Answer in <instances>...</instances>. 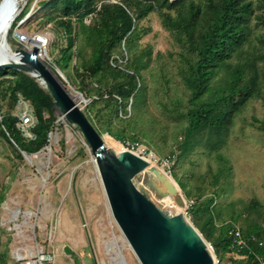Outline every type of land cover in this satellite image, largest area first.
<instances>
[{
	"label": "trees",
	"instance_id": "trees-1",
	"mask_svg": "<svg viewBox=\"0 0 264 264\" xmlns=\"http://www.w3.org/2000/svg\"><path fill=\"white\" fill-rule=\"evenodd\" d=\"M43 5L50 8L47 18L55 21L65 36L59 56L48 66L54 73L53 65L58 67L71 85L91 98L84 112L98 132L123 143L156 142L148 132H143L145 139L136 134V125L149 95L143 70L154 76L149 67L151 50L139 44L150 28L141 22L157 13L177 47L156 55L162 61L157 81L162 88L159 102L167 114L177 117L184 137L180 150L165 156L170 160L172 178L186 197L191 196L188 181L176 172L175 164L202 150L218 164L215 170L209 164L201 174L203 180L204 175L211 176L208 185L215 186L220 178L226 179L230 167L222 149L235 120L253 100L261 99L264 104V0H47ZM89 16L90 21H85ZM73 55L75 63L70 66ZM174 75L179 79L176 83ZM171 86L176 88L173 95ZM17 92L30 101L37 117L33 139L24 137L16 126ZM0 101V135L17 146L18 157L22 158L21 151L32 154L48 144L57 107L34 76L0 69ZM261 124L264 128V122ZM206 186L198 187L188 207L193 224L210 242L218 262L230 255L237 264H257L253 253L264 255L262 206L256 200L245 206L247 223L240 230L246 246L237 253L240 257L235 256L236 249L231 247L235 224L216 225L221 211L215 207L213 214L211 207L218 191L210 187L206 194ZM230 217L238 219L240 214ZM0 264H8L5 252L0 253Z\"/></svg>",
	"mask_w": 264,
	"mask_h": 264
},
{
	"label": "rangeland",
	"instance_id": "rangeland-1",
	"mask_svg": "<svg viewBox=\"0 0 264 264\" xmlns=\"http://www.w3.org/2000/svg\"><path fill=\"white\" fill-rule=\"evenodd\" d=\"M45 1L16 0L15 17L11 24V21L8 22L2 29L8 54L17 48L26 46L29 49L32 46L31 41L21 43L15 39V32L21 30L30 37L37 35L46 38V54L40 57L46 65L59 56L65 36L56 22L47 18L50 8L43 5ZM85 21L89 22L90 16ZM141 24L150 28L139 44L151 50L149 67L154 76L148 70H143L149 95L146 110L137 122L139 133L136 134L143 139L146 138L143 132L154 135L156 142L154 140L145 145L164 159L172 151L180 150L184 137L182 129L177 126V117L167 114L159 102L162 88L157 81L162 61L156 55L175 51L177 47L170 33L162 27L157 13H150ZM74 63L73 55L70 66ZM53 66L58 75L59 68ZM61 79L84 111L87 103L84 104L82 97L85 96L70 84L64 74ZM174 79L175 83L179 80L176 75ZM175 90L171 86L170 94L173 95ZM177 92L180 94L181 89L178 88ZM55 114L57 119L48 134V144L32 154L23 152L22 158L14 150L16 148L19 151L17 146L0 135V194H3V200L0 201V253H6L8 264H16L14 251L20 249L29 254L40 243L52 250L53 264L60 260L59 253L75 264H141L112 216L96 163L92 160L94 155L82 132L58 108ZM91 116L95 123L97 119L94 114ZM263 122L264 104L261 99H255L247 104L235 120L227 144L222 149L230 170L226 179L220 178L215 186L208 185L211 176L204 175V180L201 176L209 164L213 170L217 168L218 164L212 155L196 150L178 159L175 170L188 181L187 187L192 195L186 197L180 188L187 208H175L172 198L162 200L166 207L184 211L192 222L188 207L198 187L208 185L206 194L210 193V187L218 191L214 208L211 207L213 214L216 213L215 207L221 211L220 217L215 219L217 226L221 222H230L243 229L248 216L245 206L253 200L262 206L260 209L264 213ZM101 134L112 147L111 143L116 139L106 132ZM118 142L123 147V142ZM233 213L240 214V218L231 219ZM66 245L72 249V254H76L67 256L63 252ZM215 264H237V260L225 255Z\"/></svg>",
	"mask_w": 264,
	"mask_h": 264
},
{
	"label": "water",
	"instance_id": "water-1",
	"mask_svg": "<svg viewBox=\"0 0 264 264\" xmlns=\"http://www.w3.org/2000/svg\"><path fill=\"white\" fill-rule=\"evenodd\" d=\"M31 44L29 49L13 50L11 61L0 62V69L28 71L47 88L61 114L79 127L94 155L112 216L139 262L215 264L217 259L211 245L186 213L166 207L162 202L172 198L177 206L187 208L186 199L172 176L128 149L114 151L106 146L103 134L90 122L54 71L40 59L38 45L34 40ZM64 250L71 252L67 245Z\"/></svg>",
	"mask_w": 264,
	"mask_h": 264
},
{
	"label": "built area",
	"instance_id": "built-area-1",
	"mask_svg": "<svg viewBox=\"0 0 264 264\" xmlns=\"http://www.w3.org/2000/svg\"><path fill=\"white\" fill-rule=\"evenodd\" d=\"M29 37L30 36L28 34L22 32L21 30H17L15 32V39L18 42L26 43L29 41ZM25 48L28 47L25 46ZM42 55H43L42 50L40 49L39 57H41ZM124 60L125 59H120V61H124ZM90 100L91 98L82 97V101L84 102V104L88 103ZM13 115L17 118L16 126L20 130L21 134L28 139H33L35 137L33 128L37 123V117L34 113L30 101L27 98H25L20 92L16 93ZM0 119H1V115H0ZM122 144L124 149H128L142 156L143 158L149 160L150 162L157 164L169 174L170 172L169 158H164V159L159 158L153 150H151L147 145H145L142 142L125 141ZM231 234H232L231 247L236 249V251L234 250L235 253L234 255L240 257L237 253H239L240 249L246 246V241L242 237L240 227L236 224L233 227ZM253 255H254V260L257 262V264H264V255H260L257 253H253ZM14 259L18 264H53L54 254L51 249L45 248L44 245L37 243L34 246V250L29 254L21 251H15ZM247 264H252V263L250 262Z\"/></svg>",
	"mask_w": 264,
	"mask_h": 264
},
{
	"label": "bare ground",
	"instance_id": "bare-ground-1",
	"mask_svg": "<svg viewBox=\"0 0 264 264\" xmlns=\"http://www.w3.org/2000/svg\"><path fill=\"white\" fill-rule=\"evenodd\" d=\"M15 4H16V0H0V62L11 61V58L13 57L12 52L9 54L7 53V49L4 44L2 29L8 22H10L15 17V14H16ZM36 37H29V41L34 40V42L42 50V54L46 53V44H47L46 38L39 37L40 39L38 40ZM25 67L27 68L28 66H25ZM27 69H29L30 72H34L32 68H27ZM103 141L106 146L113 149L114 151L123 149V147L119 144L117 140L112 141L111 143L112 147L108 145V141L106 139L105 140L103 139ZM92 160H93V163H95V160L93 158ZM174 207L176 208L178 206L176 205Z\"/></svg>",
	"mask_w": 264,
	"mask_h": 264
},
{
	"label": "crops",
	"instance_id": "crops-1",
	"mask_svg": "<svg viewBox=\"0 0 264 264\" xmlns=\"http://www.w3.org/2000/svg\"><path fill=\"white\" fill-rule=\"evenodd\" d=\"M70 248V247H69ZM17 251H21L20 249L17 250ZM15 252V251H14ZM63 252L67 255V256H71L76 254V253H73L72 254V249H71V252L70 253H66L65 250L63 249ZM75 252V251H74ZM59 257H60V260L57 262V264H75L73 261L71 262L70 259H67L66 257H64L63 255H61V253H59ZM15 260V259H14ZM16 262V261H15ZM17 264V263H16ZM79 264H82V263H79Z\"/></svg>",
	"mask_w": 264,
	"mask_h": 264
}]
</instances>
